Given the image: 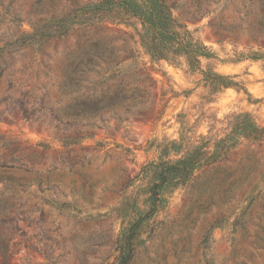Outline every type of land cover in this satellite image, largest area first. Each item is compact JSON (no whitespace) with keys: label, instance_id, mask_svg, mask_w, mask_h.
I'll use <instances>...</instances> for the list:
<instances>
[{"label":"rangeland","instance_id":"1","mask_svg":"<svg viewBox=\"0 0 264 264\" xmlns=\"http://www.w3.org/2000/svg\"><path fill=\"white\" fill-rule=\"evenodd\" d=\"M126 1L0 0V264H264V142L238 138L151 199L163 162L178 157L172 141H213L236 113L264 126V0H134L164 4L177 37L212 52L201 70L241 86L214 93L183 54L150 62ZM94 48L104 53L87 70ZM132 49L135 61L124 58ZM73 63L83 77L74 96L106 108L89 137L65 146L74 128L58 115Z\"/></svg>","mask_w":264,"mask_h":264},{"label":"trees","instance_id":"2","mask_svg":"<svg viewBox=\"0 0 264 264\" xmlns=\"http://www.w3.org/2000/svg\"><path fill=\"white\" fill-rule=\"evenodd\" d=\"M148 6L150 9L146 10L144 3L138 4L134 0L123 2V8L126 11H131L134 15L137 14L141 19L142 33L139 32L138 35L151 63L161 58H166V51L172 54L180 53L185 55L187 66L191 71L199 70L202 73L203 81L210 93L217 92L226 87H241L231 76L220 74L212 68L201 70L198 57L205 56L209 58L212 56V52L197 41L177 37L176 32L172 30L175 21L167 13L164 4L158 1H151ZM155 7H158V9L155 10ZM152 28L156 30L157 34L153 32ZM129 37L132 38V34ZM136 52L132 49L124 58L135 61L138 57ZM103 53L97 48L88 50L90 60L87 63L81 64V66L83 65L87 70H90L88 66H92L93 68V66L97 65L94 59L100 58ZM108 54L114 55V50H109ZM261 56V52L257 51L251 52L250 55L252 58H259ZM121 64L122 61H118L113 67L119 69ZM79 67L76 63L69 65L66 77L61 86L64 93L71 95V102L63 114L58 115V118L65 125H68V127L74 128L73 136H64L61 139L65 146L74 144L81 138L89 137L91 134L87 127L92 128L95 125V117L100 116L101 111L106 108V105L101 104L93 94L89 97V100L92 102L89 108L84 107L85 101H80L74 96L80 82L83 80L82 71ZM138 72L139 74L135 79H137L136 81H143V83L137 86L139 93L135 94L134 97L138 96L142 98L147 92V86L144 83L150 77V73L147 71L145 63H142ZM171 92L173 95L178 94L174 90H171ZM247 95L250 96L248 92ZM142 102L138 101L136 104H133V107H136L138 103L141 104ZM126 111L129 110L126 108ZM228 126L229 131L224 136L213 141L207 136L198 135V139L195 140L181 137L180 140L170 143V148H173L172 151L178 157L173 161L166 160L163 162V167H161L162 171L158 175L159 182L151 187V199L154 205L160 199L159 188L164 186L175 187L184 184L193 172L223 158L229 149L236 146L238 138L251 142H264V126L257 125L247 112L232 114L231 119L228 120ZM162 152L164 155H167L169 147L163 148ZM126 263L127 260L124 258L119 264Z\"/></svg>","mask_w":264,"mask_h":264}]
</instances>
